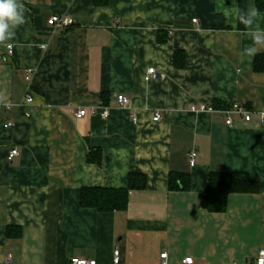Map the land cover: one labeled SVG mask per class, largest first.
Segmentation results:
<instances>
[{
  "label": "crops",
  "instance_id": "1",
  "mask_svg": "<svg viewBox=\"0 0 264 264\" xmlns=\"http://www.w3.org/2000/svg\"><path fill=\"white\" fill-rule=\"evenodd\" d=\"M23 3L28 22L8 42L13 52L0 45V264H71L74 256L116 264L115 250L118 264L256 257L264 246L248 253L246 243L264 241V51L258 62L241 58L252 40L232 0ZM251 7L264 29L256 0H236L241 11ZM54 14L74 24L50 27ZM151 67L157 75L146 80ZM234 103L251 119L231 113L227 124ZM12 148L19 154L10 162ZM90 151L100 162L88 160ZM172 171L188 173L189 187H170ZM213 171L259 189L231 193L225 211H209L203 196ZM131 172L147 185L130 190L125 209L81 206L83 187L125 188Z\"/></svg>",
  "mask_w": 264,
  "mask_h": 264
},
{
  "label": "trees",
  "instance_id": "2",
  "mask_svg": "<svg viewBox=\"0 0 264 264\" xmlns=\"http://www.w3.org/2000/svg\"><path fill=\"white\" fill-rule=\"evenodd\" d=\"M110 0H94L98 6H105ZM259 9L264 10V0H256ZM224 22L222 16H216V25L222 27ZM257 55L256 62L263 59ZM175 65H185V54L182 51L175 52ZM258 65L256 64V67ZM262 68V67H260ZM259 69V67H258ZM103 103L106 104V94L102 93ZM226 107V106H222ZM228 107V106H227ZM93 151L88 154L89 161L100 162V154ZM190 176L188 173H177L172 171L169 177L170 187L188 188ZM147 185V177L143 173L131 172L128 177V185L125 188L111 187H83L80 194V204L84 207L96 208L99 211L123 210L127 207L130 190L142 189ZM259 184L256 181L244 180L227 172L213 171L209 175V182L203 196V205L209 211L220 212L227 208L228 196L234 192H256Z\"/></svg>",
  "mask_w": 264,
  "mask_h": 264
},
{
  "label": "clouds",
  "instance_id": "3",
  "mask_svg": "<svg viewBox=\"0 0 264 264\" xmlns=\"http://www.w3.org/2000/svg\"><path fill=\"white\" fill-rule=\"evenodd\" d=\"M232 7L237 11V18L246 29L252 43L241 51V58L254 57L264 51V29L257 24L259 10L255 7L247 11L236 8V0H232ZM23 0H0V45H8L16 37L17 29L28 22Z\"/></svg>",
  "mask_w": 264,
  "mask_h": 264
},
{
  "label": "built area",
  "instance_id": "4",
  "mask_svg": "<svg viewBox=\"0 0 264 264\" xmlns=\"http://www.w3.org/2000/svg\"><path fill=\"white\" fill-rule=\"evenodd\" d=\"M194 21H196V19H194ZM74 24V18H72L71 16L69 15H61V14H54L52 15L49 19H48V25L50 27H53V28H68L70 26H72ZM10 52L12 53L13 52V47L10 46ZM0 62H1V59H0ZM26 80L27 81H30L31 80V75H32V70L29 69L27 70V74H26ZM157 75V71L154 67H151L148 69L147 71V74L145 76V79L146 80H149L153 77H155ZM117 99L119 101V104L121 106H127L129 105L130 103V99L123 95V94H120L117 96ZM26 100L29 102H33V96L31 94H29L28 92V95L26 97ZM206 107L202 106L200 109L201 110H204ZM195 110V108H193ZM209 110H212V108H208ZM227 113V118H226V123L229 124V125H232L233 123V119L231 118L230 114L231 113H239V114H244L245 115V119L246 120H250L251 119V116L249 114L248 111H246L244 109V107H242L240 104L238 103H234L232 105V107L228 110L225 111ZM101 113H102V116L104 118L108 117L109 116V113H110V109L108 107H105V106H102V110H101ZM86 114V110L85 109H80L78 112H77V117H82L83 115ZM160 118V115L159 114H155V117H154V120H158ZM137 118H135L136 120ZM19 154V151L17 148H12L8 154V161L12 162L13 161V158L15 156H17ZM190 156V163L192 166L195 165V161H196V156H197V152L196 151H192L191 154L189 155ZM114 262L116 264H118L120 262V251L119 250H115L114 251ZM167 256L166 253H163L161 255L162 258H165ZM185 263L187 264H191L193 262V259L192 258H186ZM71 264H97V261L95 259H88V258H85V257H80V256H74L71 258ZM248 264H264V248L261 249L258 253V255L252 259H250V261H248Z\"/></svg>",
  "mask_w": 264,
  "mask_h": 264
},
{
  "label": "rangeland",
  "instance_id": "5",
  "mask_svg": "<svg viewBox=\"0 0 264 264\" xmlns=\"http://www.w3.org/2000/svg\"><path fill=\"white\" fill-rule=\"evenodd\" d=\"M257 240L258 239L255 238V240L253 242L249 241L248 243H246L247 244L246 249H247L248 253H254L255 250L257 249V247L262 248L264 246V241H259V240L257 241ZM236 255H237V253H236ZM231 259H232V256H231ZM235 260H238V256H237V258H235Z\"/></svg>",
  "mask_w": 264,
  "mask_h": 264
}]
</instances>
